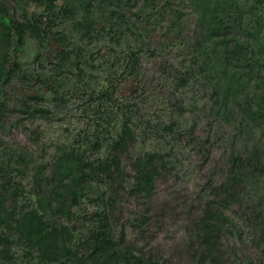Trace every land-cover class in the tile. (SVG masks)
<instances>
[{
  "label": "rangeland",
  "instance_id": "rangeland-1",
  "mask_svg": "<svg viewBox=\"0 0 264 264\" xmlns=\"http://www.w3.org/2000/svg\"><path fill=\"white\" fill-rule=\"evenodd\" d=\"M139 1L138 5H142L143 0ZM237 1L245 9L242 24L231 22L225 36L215 32L207 37L205 28L213 7L204 8V0H155L142 17L132 20L141 25L147 16L155 18L169 8L179 10L181 32L165 40L164 49L147 45L138 32L123 31L128 21L122 25L110 22L102 28L103 22L98 20L90 29L73 25L69 19L54 20L47 27L54 32L62 27L60 32L72 30L69 41H76L81 51V56H77L81 60L73 54L59 68L54 62L59 60L51 52L57 46V39L45 36L43 40L41 33L28 27L21 40H9L0 12V92L3 90L4 96L0 113V182L13 192L19 203L34 201L35 204L36 176L43 168L51 173L61 156L70 152L74 156L72 169L65 179H77L80 164L86 171L85 188L81 207L75 206L71 215L63 212L60 220L69 219L80 227L83 221L88 224L94 218L97 209L104 207L116 219L118 235L126 244L135 243L136 247L153 253L159 264H196L186 252L192 243V224L197 213L190 204L206 180L210 160L205 164V158L186 134L194 118L188 110L194 100L190 86L203 99L207 98L209 87L205 89L203 84L202 69L195 71L196 77L189 79L188 85L177 86L175 69L186 72L200 67L205 55L202 42L206 37L209 43L216 41L220 45L222 37L228 38L231 45L248 38L252 40V45L246 43L249 48L253 45L259 48L257 41L264 40V2ZM39 2H24L29 14L45 9ZM0 3L12 6V0H0ZM122 3L126 9L130 6L137 9L133 0ZM114 5L108 6L106 14L116 19L118 12ZM21 7L17 18H24ZM253 16L261 19V25L254 20L250 22ZM160 25L155 28L157 37L162 30ZM135 29L142 31L137 26ZM46 47L49 49L45 50ZM127 62L130 70L122 73ZM254 88L264 89V67L249 85V89ZM197 121L195 130L200 137L197 140L206 143L205 115ZM227 136L228 133L224 138ZM214 137L212 134L213 150L218 153L219 144L225 140ZM249 143L261 147L264 155V118ZM154 152L160 172L150 191L140 189L138 159ZM114 159L119 170L113 168L115 175L105 173L102 160L107 164ZM226 239L236 241L234 246L240 259L231 258L233 261L225 264H264V240L250 241L248 245V238L239 241L229 234ZM13 245L18 256L22 246L17 242Z\"/></svg>",
  "mask_w": 264,
  "mask_h": 264
},
{
  "label": "trees",
  "instance_id": "trees-1",
  "mask_svg": "<svg viewBox=\"0 0 264 264\" xmlns=\"http://www.w3.org/2000/svg\"><path fill=\"white\" fill-rule=\"evenodd\" d=\"M26 1L12 0L10 7L0 3L5 35L9 40H21L26 29L31 27L43 35V40L45 36L50 40L57 39V46L51 52L59 60L54 61L58 68L71 55H76V58L81 56V51L76 41H69L72 30L60 32L62 27L54 32L47 27L57 19L63 18V22L69 19L73 25L90 29L98 20L103 22L102 28H106L110 22L122 25L128 21L123 31L130 29L138 32L143 42L159 49H164L165 40H170L182 29L181 12L169 7L155 18L143 17L145 24L136 25L132 19L142 17L146 7L155 0H143L142 5H138L139 0H133L137 3V9L134 6L126 9L122 3L124 0H37L44 4L45 9L32 14L24 5ZM258 2L264 0H253V3ZM111 3L117 8L116 19L110 13L106 14ZM204 4V8L213 7L207 19L209 25L205 28L207 37L215 32L225 36L231 22L241 25L245 19L244 5L237 0H204ZM20 5L24 18H17L16 15ZM253 20L261 25L258 16L250 17V22ZM159 25L162 30H159L157 37L155 28ZM135 26L142 31H137ZM207 37L202 42L205 55L200 67L186 69V72L175 69L178 74L177 86L188 85V80L196 77L195 71L202 69L203 84H206L205 89L209 87L207 98L203 99L198 98V91L193 90V85L190 86L194 100L188 110L193 112L194 118L186 137L189 142L194 141L196 151L205 158V164L210 160V167L205 171V175H208L196 199L190 204L196 207L197 213L192 224V246H187L186 252L191 254L196 264H225L240 259L234 246L236 241L227 240V235L233 234L239 241L248 238V245L250 241L264 240V155L260 152L261 147L249 143L250 136L264 118V89H249L252 80L261 74L264 67V40L259 38L257 41L259 48L254 45L249 48L246 43L252 45V40L248 38L231 45L228 38L222 37L220 45L216 41L209 43ZM48 49L46 47L45 50ZM77 59L81 60L79 57ZM61 61L64 62L60 64ZM129 65L125 63L122 73ZM118 88H121L120 84ZM3 105L1 90V114ZM203 115L207 120V126L203 128L206 143L205 140H197L200 137L195 130L197 118L201 120ZM226 133L228 136L224 138ZM212 134L214 139L225 140L219 144L221 151L218 153L213 150L215 142L211 140ZM156 154L154 152L147 158L138 159L137 186L140 189L150 191V186L156 181L161 168ZM73 158L67 152L51 173H46L45 168L39 172L35 182L38 193L35 204L34 201L19 203L13 192L0 182V264H159L158 257L153 253L122 240L117 232L116 219L104 207L97 209L94 218L89 219L88 224L83 221L80 227L69 219L60 220L63 212L71 215L75 206L81 207L85 188L83 179L86 171L80 164L77 165L79 177L72 181L65 179L66 174H71ZM115 161L106 164L102 160V170L115 175ZM15 242L22 246L18 256L12 249Z\"/></svg>",
  "mask_w": 264,
  "mask_h": 264
}]
</instances>
